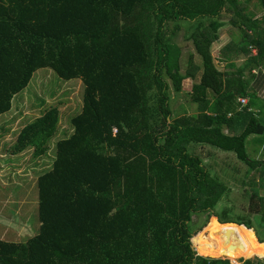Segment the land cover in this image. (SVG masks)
Masks as SVG:
<instances>
[{"label":"trees","instance_id":"16d2710c","mask_svg":"<svg viewBox=\"0 0 264 264\" xmlns=\"http://www.w3.org/2000/svg\"><path fill=\"white\" fill-rule=\"evenodd\" d=\"M242 3L0 0V116L40 69L84 85L73 133L57 141L52 168L38 178L39 233L22 244L0 241V264H238L253 253L250 219L216 213L227 185L189 152L191 145L233 152L251 169L261 166L250 183L259 178L264 186V161L249 160L245 150L247 136L263 134L264 126L252 118L243 134H225L249 83L241 75L225 79L211 54L225 11L246 29L251 72L264 67V15L252 20ZM182 21L198 22L184 74L183 49L165 29ZM241 49L237 44L234 58ZM189 79L190 102L200 110L192 116L169 103ZM59 122L58 108L46 109L19 132L14 154L46 159ZM255 199L247 212L264 224V196L255 192ZM196 213L213 218L193 237L194 249L209 233L220 244L217 250L213 242L215 251L203 246L200 256L191 244ZM221 255L228 260L209 259ZM254 258L264 259L261 238Z\"/></svg>","mask_w":264,"mask_h":264},{"label":"rangeland","instance_id":"374dc122","mask_svg":"<svg viewBox=\"0 0 264 264\" xmlns=\"http://www.w3.org/2000/svg\"><path fill=\"white\" fill-rule=\"evenodd\" d=\"M241 2H243L242 5L245 6L244 14L247 15V17L252 20H259L263 17L264 5H261V2L258 0H241ZM232 17L234 18L233 14L226 13L225 11L220 15V21L222 23H228V25L231 26L228 30L233 27L232 35L235 36L233 38L235 40L231 45V50L233 49L234 51L238 44L243 52L248 53L249 51L245 50L246 46L249 48L248 42L245 41L243 37V31L246 29L244 26L240 29L230 24L234 21ZM259 21L261 22V20ZM203 23L204 28H206L210 23V19H205ZM197 26L198 22L182 21L180 23H169L168 27H165L167 35L171 36L173 42L180 45L183 49V57L181 58V72L183 74L188 67L190 56L196 52L191 37L196 32ZM225 30L224 28L219 29V38L214 43L218 40L219 42L211 46L213 58L216 57V54L218 58H221L219 50L221 46L224 48L229 42V38H227L226 35H222ZM235 44L236 48H234ZM213 48L219 49L215 53L212 51ZM239 55L243 56L244 54L240 53ZM239 55L236 57H239ZM214 60L218 69L219 61H217L216 58H214ZM249 60L250 59L242 64V69L239 72L241 76L246 73L250 76L251 61ZM196 63L201 64L199 57L196 59ZM254 74L256 75L257 71H255ZM242 78L245 80L244 76ZM246 79L245 81H248V77ZM164 80H167V78L164 77ZM183 86L184 92L180 95H175V93L171 91V94H169V96H171L169 103H171V107L174 110L181 111L180 115L186 113L194 114L197 106L192 105L188 96L190 91L189 86L191 85L185 81ZM83 92L84 85L81 80H65L58 77L51 69H40L34 74L29 86L15 96L10 112L0 116V241L22 244L28 242L30 238L39 233L38 178L52 168L55 155L54 149L57 141L67 138L73 133V127L70 122L72 117H75V115L77 116L82 109ZM53 107L58 108L60 112V122L58 132L52 139L49 156L46 159L36 160L32 158V151H26L22 154L15 155V143L19 132L27 123L42 115L46 109ZM185 111L186 113H184ZM246 149L249 156L254 158L251 155L252 149L248 146ZM215 151L216 150L211 146L201 148L199 145H191L189 147V152L202 159L203 164L211 175L227 185L228 192L218 203L215 210L216 213L221 214L219 215L220 217H224L222 214L226 212V215L230 218L242 217L244 219L249 218L251 221V229L246 230L249 231L251 236L255 239L256 247L253 253L246 259L239 260L238 264H242V262L245 261H264V259L254 258L259 239L261 238L262 241H264V224H262L256 216L249 215L247 212L248 205L258 202L257 199L251 202L250 195H252L253 192H258V190L261 191L264 186L259 185V178L256 179L254 183L255 186L252 187V185H254L253 183H250V186L248 184V181L251 179L250 176L240 178L234 176L230 177L228 170L224 167L229 162L224 161L228 159V156L222 154L218 156V152ZM261 159H264V157H261ZM243 167L248 168L245 165ZM235 175L240 176V174L237 175V173ZM232 182H236L238 186L242 187L235 186L234 189H231L230 185ZM211 218L213 217L208 214H194L192 223L193 234L191 238L193 248V237L204 230ZM2 219H7V223L11 222V226L3 224L4 222ZM209 234L207 241L200 243L197 245L196 250L194 249L198 254L197 256H200V250L203 246L215 251L213 242H216L217 250L219 249V242L216 238L210 237ZM209 259L228 260L225 255L210 257Z\"/></svg>","mask_w":264,"mask_h":264},{"label":"crops","instance_id":"0c3cea01","mask_svg":"<svg viewBox=\"0 0 264 264\" xmlns=\"http://www.w3.org/2000/svg\"><path fill=\"white\" fill-rule=\"evenodd\" d=\"M262 15H264V13H262ZM260 15V16H262ZM255 16V15H254ZM260 20V19H259ZM231 24V23H230ZM231 27L230 25H228V23H224V26L221 28L226 29L225 32L222 35H226L227 38H229V42L227 45L224 46V48H222L219 50V54L221 55V52L223 50L227 52V56H221V58H218V55L216 54V58L217 61H219V68L218 70H220L221 72L227 74L228 76H226L225 79H236L240 77L239 75H241L239 72L242 69V64L247 62V60L250 58L246 53L241 51L242 54H244L243 56L239 55V57H235L234 58V51L233 49L231 50V48H229V44L231 42H233V38L235 37L234 35H232L233 31L232 28L228 30V28ZM249 34H251V32H249ZM219 42V40L216 43H213V45H216ZM219 48H213L212 51L213 52H217ZM231 50V51H230ZM232 52V57H229V54ZM251 56L254 58V53L253 51L250 50ZM246 57V58H245ZM223 58V59H222ZM253 71H257V74H253ZM250 76L246 74H244V78L245 80H247L246 78L248 77V83L247 85H245L244 87V91L246 96L245 97H239V99H245L247 101V104L245 106L241 105L238 100L236 102V106H237V110L236 113H234L233 115L230 114L229 118H233L234 122L231 125V130H226L225 134L226 135H236L239 136L241 134L244 133V131L248 128V124L251 122L252 118H256L262 125L264 126V67H260L258 69H253L252 72L250 73ZM242 76V77H243ZM201 79V77H200ZM187 83H190L191 86L190 87V91L189 93L192 91V86H193V81L192 80H186ZM254 96V97H252ZM212 102H215V100L213 99ZM197 110V108H196ZM200 111V110H199ZM198 111V112H199ZM197 111L194 113L195 115H198ZM189 116H192L193 114H187ZM263 138H262V137ZM201 148L203 147H208L206 145H199ZM250 147L252 149V153L251 155L254 157L252 158L251 156H249V154L247 153V149L246 147ZM212 147V146H211ZM214 150H216L215 152H218V156L219 155H226L228 156L227 160L224 161H229L228 164H226V169L228 170V174L230 177L234 176L237 178L240 177H252L255 173L257 174L258 171H261L260 167L257 169H251L246 162L238 159L237 157H234L236 155H234L233 152L230 151H222L221 149L218 148H214L212 147ZM245 150H246V154L248 156L249 160H256V161H263L264 159H261V157H264V132L263 134H250L247 136L246 141H245ZM220 161H223L221 159H218ZM223 161V162H224ZM225 165V164H224ZM247 166L248 168H245L243 166ZM226 170V171H227ZM237 173V175L240 174V176H236L235 174ZM260 175V174H258ZM249 186H250V181H248ZM260 185V184H259ZM242 187V186H238L236 182H232V184L230 185L231 189H234V187ZM255 186L252 185V187ZM244 189V187H243ZM258 192L260 193L261 196H264V188ZM255 193V192H253ZM260 220V219H258ZM2 221L4 222L3 224H7L9 226H11V222L7 223V219H2ZM260 222H262L260 220ZM245 227V226H244Z\"/></svg>","mask_w":264,"mask_h":264},{"label":"built area","instance_id":"2783aa9c","mask_svg":"<svg viewBox=\"0 0 264 264\" xmlns=\"http://www.w3.org/2000/svg\"><path fill=\"white\" fill-rule=\"evenodd\" d=\"M253 53H254V56H256L257 55V51L256 50H253ZM255 73V72H254ZM238 102L241 104V105H243V106H245L246 104H247V101L245 100V99H239L238 100Z\"/></svg>","mask_w":264,"mask_h":264},{"label":"clouds","instance_id":"9594fccd","mask_svg":"<svg viewBox=\"0 0 264 264\" xmlns=\"http://www.w3.org/2000/svg\"><path fill=\"white\" fill-rule=\"evenodd\" d=\"M255 57V56H254ZM255 71H253V74H254Z\"/></svg>","mask_w":264,"mask_h":264},{"label":"water","instance_id":"95a60500","mask_svg":"<svg viewBox=\"0 0 264 264\" xmlns=\"http://www.w3.org/2000/svg\"><path fill=\"white\" fill-rule=\"evenodd\" d=\"M194 249V248H193Z\"/></svg>","mask_w":264,"mask_h":264}]
</instances>
